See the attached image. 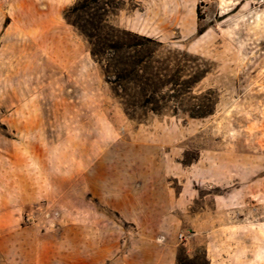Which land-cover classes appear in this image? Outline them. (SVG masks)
<instances>
[{
  "label": "rangeland",
  "instance_id": "374dc122",
  "mask_svg": "<svg viewBox=\"0 0 264 264\" xmlns=\"http://www.w3.org/2000/svg\"><path fill=\"white\" fill-rule=\"evenodd\" d=\"M0 1V200L23 224L68 241L97 209L108 264H264V0H112L106 30L204 71L185 90L215 102L203 118L128 116L112 50L66 19L77 0ZM122 192L146 220L123 219Z\"/></svg>",
  "mask_w": 264,
  "mask_h": 264
},
{
  "label": "trees",
  "instance_id": "16d2710c",
  "mask_svg": "<svg viewBox=\"0 0 264 264\" xmlns=\"http://www.w3.org/2000/svg\"><path fill=\"white\" fill-rule=\"evenodd\" d=\"M99 1L77 0L67 11L70 15L66 19L87 38L93 57L100 59L101 52L107 47L112 50L108 64L114 72L115 92L124 112L132 117L137 110L171 115H177L182 110L190 118L210 115L215 102L205 98L203 93L185 97V92L203 78L204 71L193 69L188 77H184L182 55L185 52L173 55L170 50L156 48L161 43L151 38L124 30L116 35L114 32L117 30H106L104 17L115 5L112 0H102L97 8L94 5ZM83 14H88V18ZM200 33L201 30L198 31ZM98 41L104 44L100 51L96 49L100 44ZM189 98L196 102L189 103Z\"/></svg>",
  "mask_w": 264,
  "mask_h": 264
},
{
  "label": "crops",
  "instance_id": "0c3cea01",
  "mask_svg": "<svg viewBox=\"0 0 264 264\" xmlns=\"http://www.w3.org/2000/svg\"><path fill=\"white\" fill-rule=\"evenodd\" d=\"M20 14L21 20H31L27 12ZM30 58H33L32 52ZM39 178L50 179L51 176L49 173H42ZM57 178L66 180L65 175ZM127 193L122 192L120 195L122 205L119 211L122 212L123 219L131 217V220H139L138 217L141 216L139 207H134L129 214L131 201ZM114 200L107 195L101 201L109 208H116L112 204ZM13 201L12 197L0 200V264H108V261L113 259V253L108 254V251L98 246L99 239L95 228L99 224L100 217L97 209L94 211L96 214L90 215L89 218L78 219L80 230L75 232L73 238L63 241L60 237L50 236L43 231L35 234L37 232L33 225L23 224L19 220L18 205L16 200L15 203ZM141 219L146 220V216H141ZM88 228L94 230L86 236L87 231L82 229ZM125 258L123 254L121 259Z\"/></svg>",
  "mask_w": 264,
  "mask_h": 264
},
{
  "label": "built area",
  "instance_id": "2783aa9c",
  "mask_svg": "<svg viewBox=\"0 0 264 264\" xmlns=\"http://www.w3.org/2000/svg\"><path fill=\"white\" fill-rule=\"evenodd\" d=\"M178 238H179L180 241H183V240H185L187 238V234H185L183 232H180L178 234Z\"/></svg>",
  "mask_w": 264,
  "mask_h": 264
}]
</instances>
